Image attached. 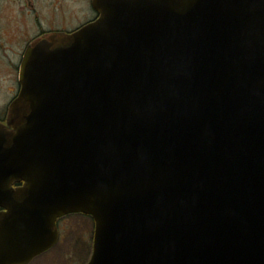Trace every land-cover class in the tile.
<instances>
[{
  "label": "water",
  "instance_id": "95a60500",
  "mask_svg": "<svg viewBox=\"0 0 264 264\" xmlns=\"http://www.w3.org/2000/svg\"><path fill=\"white\" fill-rule=\"evenodd\" d=\"M93 6L26 52L0 127V264L77 213L87 264H264V0Z\"/></svg>",
  "mask_w": 264,
  "mask_h": 264
},
{
  "label": "flooded vegetation",
  "instance_id": "af4514ba",
  "mask_svg": "<svg viewBox=\"0 0 264 264\" xmlns=\"http://www.w3.org/2000/svg\"><path fill=\"white\" fill-rule=\"evenodd\" d=\"M19 1L13 0V3H9L6 0L5 3V0H0V127L7 130H13L8 123V116L11 106L21 92V68L28 48L49 34L74 33L100 17V12L93 6L94 0H87L89 5L84 16H73L72 19L67 14L66 8L55 5L58 8L49 10L46 4L38 8L33 0H29L28 3L32 9L23 7L25 11H20ZM21 21L26 26L32 27L30 32L21 29ZM20 185L22 183H16L15 187ZM2 210L0 208V211ZM62 218L57 221L59 241L61 238L59 223Z\"/></svg>",
  "mask_w": 264,
  "mask_h": 264
},
{
  "label": "rangeland",
  "instance_id": "374dc122",
  "mask_svg": "<svg viewBox=\"0 0 264 264\" xmlns=\"http://www.w3.org/2000/svg\"><path fill=\"white\" fill-rule=\"evenodd\" d=\"M7 1L13 3V0ZM33 2L38 8L44 4L48 6L49 10L56 9L58 6L63 9L66 8L70 19L73 16H84L87 12L86 8L89 5V1L87 2V0H33ZM28 3L29 0H20V11H25L23 7L30 8ZM20 27L27 30L26 32H30V29H32L30 25L29 27L26 26L23 21L20 22ZM59 225L61 230L60 241L53 248L39 255L30 264H87L93 250L94 219L89 215L81 213L69 214L60 220Z\"/></svg>",
  "mask_w": 264,
  "mask_h": 264
}]
</instances>
